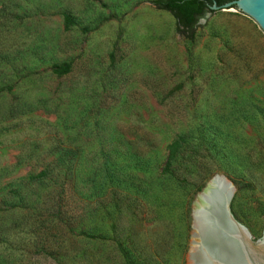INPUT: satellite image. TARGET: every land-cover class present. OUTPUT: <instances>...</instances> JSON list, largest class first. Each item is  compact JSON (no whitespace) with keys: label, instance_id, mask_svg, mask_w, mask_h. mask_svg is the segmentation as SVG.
Masks as SVG:
<instances>
[{"label":"rangeland","instance_id":"rangeland-1","mask_svg":"<svg viewBox=\"0 0 264 264\" xmlns=\"http://www.w3.org/2000/svg\"><path fill=\"white\" fill-rule=\"evenodd\" d=\"M15 1L20 4L18 9L9 4ZM152 1L0 0V12L20 14L1 22L0 37L10 40L23 63L9 76L16 82L13 91L0 93V205L5 206L2 200L24 178L53 160L55 148L77 147L89 134L100 135L106 128L113 137L121 132L127 138L159 131L163 122H170L169 113L190 115L200 103L212 114L246 119L231 131L245 134L239 149L251 160L240 163L253 166L252 181L237 183L217 171L203 188L213 176L224 175L235 190L231 212L253 239L259 238L264 228V117L258 108L264 109V73L257 75L256 70L264 61V32L241 12L217 10L199 21L190 58L184 37L176 31L175 18ZM62 11L75 19L69 30ZM245 54L249 62L256 58L247 78L255 75L238 90L239 83L218 77L217 72L230 74L248 67ZM69 61V73H52L54 64ZM233 107L246 110L239 113ZM173 128L164 127L163 132ZM96 149L94 139L84 151ZM31 191L46 197L42 208L25 207L14 195L19 206L11 212L0 210V226L17 227L28 218L35 221L31 229L37 228L32 238L25 231L19 233L25 237L12 238L20 249L12 264H128L122 248L136 264H189L192 205L200 191L193 196L174 193L170 198L161 193L153 219L151 215L136 220L128 208L113 231L114 219L91 218L83 227L103 234L104 239L77 238L66 242L69 251L65 254L53 255L35 251L32 240L55 232L54 223L38 227L41 217H50L47 208L49 198L56 196L55 188L38 186Z\"/></svg>","mask_w":264,"mask_h":264},{"label":"trees","instance_id":"trees-1","mask_svg":"<svg viewBox=\"0 0 264 264\" xmlns=\"http://www.w3.org/2000/svg\"><path fill=\"white\" fill-rule=\"evenodd\" d=\"M214 1L222 5L230 0H153L152 3L158 9L169 11L173 15L176 31L184 37L188 56L192 58L191 47L196 42L199 21L206 13L215 12L210 8ZM9 4L15 9L20 7L16 1ZM61 14L65 29L69 30L75 24V19L67 11H62ZM11 15L20 14L18 11H1L0 25L4 20L11 18ZM9 21L12 20L7 22ZM9 41L6 36L0 37V46L3 47L0 49V93L13 91L16 82L9 80V76L18 70V65L23 64L21 53L12 49ZM244 57L248 67L244 65L236 68L230 74L223 70L217 72L218 77L239 83L236 85L238 90L255 75L247 78V75L252 73L251 62L256 58H251L249 62L246 54ZM259 59L262 62L263 58ZM71 68L72 63L69 61L54 64L51 71L57 76H63L69 73ZM257 68V75L264 73V61ZM193 109L190 115L169 113L170 122H163L162 126L163 129L174 127L171 132H163V129L148 130L127 138L121 132L113 137L109 134V128H106L100 135L89 134L77 147L55 148L52 150L55 155L53 160L37 173L24 178L19 183V188L10 191L11 195L2 200L5 206L0 205V210L11 212L19 206L14 203V195H17L23 206H37L36 208L40 209L47 203V199L31 191V188L54 187L56 196L49 198L51 205L47 208L50 217H41L38 227L45 223H54L55 232H48L41 236L39 241L32 240V246L38 253L65 254L69 251L66 242H74L77 238L104 239L103 234L89 232L83 227L91 218L99 217L100 222L105 218L114 219L110 225V230L113 231L117 220L128 208L133 210L137 216L136 220L144 217L147 219L151 215L153 219L158 213L161 193L168 198L169 195L179 192L193 196L217 171L225 172L237 183L252 181L253 166H242L240 163L245 159L251 160L248 153L242 154L239 149L245 134L231 131L232 126L246 119L235 115L212 114L207 106L200 103L195 104ZM232 109L240 113L246 110V107ZM258 109L264 117V109ZM93 138L98 141V149L84 151L85 145L93 141ZM261 171L264 176V161L261 163ZM254 174L258 178L259 175ZM113 213H116V216H113ZM37 215L43 216L41 212ZM33 224L35 221L31 222L26 218L22 225L17 227L0 226V245L8 244L0 249V264H12L20 250L14 246L12 238H23L24 235L20 236L19 233L24 231L32 238L37 233L36 227L31 229ZM62 227H66V230H62ZM49 228L48 225V231ZM122 251L128 264H136L124 248Z\"/></svg>","mask_w":264,"mask_h":264},{"label":"water","instance_id":"water-1","mask_svg":"<svg viewBox=\"0 0 264 264\" xmlns=\"http://www.w3.org/2000/svg\"><path fill=\"white\" fill-rule=\"evenodd\" d=\"M214 11L217 10H236L241 12L248 20L258 26L264 32V0H230L222 5H219L216 1L210 6ZM211 12L206 13L205 17L200 19V21H205ZM226 177L224 175L217 174L213 176L206 184V186L196 195V198L192 205V243L190 247V254L195 253L192 250L201 242V231L198 227V222L196 215L201 216V221L206 225V232L209 231L210 234L214 236H222L221 241H228L233 238L230 236V228L232 227L234 231L236 230L239 235L237 237L236 243V254H238L239 262L234 264H264V228L262 236L256 239L252 238L249 230L240 223L230 209V202L234 195V185L230 182L232 186L231 192L225 194L219 193L216 188V182L224 180ZM215 195L218 198H222V201H217L210 205L208 203V198ZM217 206L219 208H217ZM218 210V211H217ZM215 215H220L222 221L212 217ZM229 225V227H228ZM219 245L214 244L212 250L214 252L220 253L218 249ZM214 248V249H213Z\"/></svg>","mask_w":264,"mask_h":264},{"label":"bare ground","instance_id":"bare-ground-1","mask_svg":"<svg viewBox=\"0 0 264 264\" xmlns=\"http://www.w3.org/2000/svg\"><path fill=\"white\" fill-rule=\"evenodd\" d=\"M215 184L217 190H219V193L225 194L227 192H231L232 186L230 185V182H228V180H220ZM207 201L210 205H213L216 201L217 203L218 201H222V198H218L213 195L211 198H208ZM217 208L219 207L217 206ZM212 217H214L215 220L218 219L222 221V217L220 215H217V217L213 215ZM196 219L202 236L199 245L196 246V243L194 249L192 250L193 252L196 249V252L190 254L189 264H234L239 262L238 254H236L237 250L234 245V243H236V241L238 240L237 237L239 233L236 230L234 231V229L232 227H229L228 225V227L230 228V236L233 239H230V242H222V236H214L210 234L209 231L206 232V225H204V223L201 221V216L199 217V215H196ZM214 244L219 245L218 247L220 249L218 250L220 253L214 252L212 250V246H214Z\"/></svg>","mask_w":264,"mask_h":264},{"label":"flooded vegetation","instance_id":"flooded-vegetation-1","mask_svg":"<svg viewBox=\"0 0 264 264\" xmlns=\"http://www.w3.org/2000/svg\"><path fill=\"white\" fill-rule=\"evenodd\" d=\"M231 203V202H230Z\"/></svg>","mask_w":264,"mask_h":264}]
</instances>
